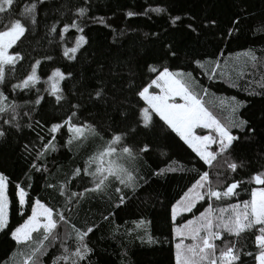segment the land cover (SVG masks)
Returning a JSON list of instances; mask_svg holds the SVG:
<instances>
[{"label": "trees", "instance_id": "obj_1", "mask_svg": "<svg viewBox=\"0 0 264 264\" xmlns=\"http://www.w3.org/2000/svg\"><path fill=\"white\" fill-rule=\"evenodd\" d=\"M31 2L17 0L7 13H0V29L19 18ZM79 7L87 8L85 16L78 17ZM157 8L163 11H153ZM129 11L135 15L127 16ZM176 16L180 20L173 24ZM36 19L37 24L9 50L22 59L5 67V80L0 83L5 103L16 105L15 120H11V109L0 113V130L5 132L0 136V173L8 177L11 201L8 226L0 230V264H31L29 257L43 238V229L34 232L30 241L20 243L11 232L27 219L36 199L52 208L57 220L56 239L44 241L40 264H69L60 257L75 250L73 225L80 230L93 228L85 238L92 251L80 264H176L178 237L172 232L171 205L200 174L207 171L220 191L240 182L235 195L212 198L217 213L220 208L250 201L253 189L264 187L253 179L255 174H264V0H44L37 2ZM73 20L83 33L69 28L61 37L59 29ZM53 23H57V32L50 33ZM79 35H84L87 43L74 59L65 57L64 49L74 47ZM248 51L255 53V64L247 61L244 54ZM36 60L41 61L37 66L39 81L28 89H13L31 72ZM217 64L213 75L211 69ZM149 65L158 71L167 66L170 71L191 73L192 90L222 123L230 117L228 106L242 102L232 118L248 123L243 129H231L239 139L213 165H205L155 113L148 127L134 123L140 119L139 109L145 107L135 93L158 75ZM56 68L66 74L60 81L61 101L48 91L47 78ZM97 90H102L99 98ZM38 97H42L40 104L35 103ZM69 116L74 124L93 126L95 133L71 143L73 134L67 125L51 133L52 124H63ZM5 120L11 122L5 124ZM133 127L136 131L131 133ZM126 132L123 144L133 148L134 158L119 163L133 173L134 187H124L110 178L103 191L87 192L78 203L75 199L69 203L71 193L93 187L91 177L83 172L89 158L114 134ZM53 135L55 150L48 149L38 158L37 151L43 150ZM145 144L149 150L141 152ZM108 159L116 157L106 158V162ZM34 161L40 171L32 167ZM230 163L237 164L235 171L228 167ZM90 167L95 170L94 164ZM77 168L82 171L73 177ZM62 184L66 186L64 195ZM17 185L28 193L23 208L15 196ZM118 187L121 193L115 191ZM121 194L125 196L123 204H119ZM207 207L206 201H198L191 213L177 216L176 224L197 217ZM59 212L64 213L65 221L59 220ZM259 227L239 236L224 233L216 243L219 248L224 247V241L228 246L234 243L240 253L237 264H257L255 236ZM145 232L154 243L147 242ZM62 245H67L69 253Z\"/></svg>", "mask_w": 264, "mask_h": 264}, {"label": "snow or ice", "instance_id": "obj_2", "mask_svg": "<svg viewBox=\"0 0 264 264\" xmlns=\"http://www.w3.org/2000/svg\"><path fill=\"white\" fill-rule=\"evenodd\" d=\"M17 0H0V13H7ZM37 2L43 3L44 0H32L30 4H26L19 18H15L9 21L8 24L3 25V30H0V83L5 80V65H14L16 61L21 60L22 57L19 53L15 55H9L8 49L25 36V33L37 24L36 9ZM153 11L162 12L163 9L157 8ZM78 17L85 16L87 8L79 7L76 9ZM131 17L135 13L129 11L126 14ZM180 20L179 16L172 18V23ZM99 22L103 23V18L99 19ZM3 21L0 19V24ZM59 23V21H57ZM57 23H53L49 29L50 33L57 32ZM212 23H215L214 21ZM235 23V22H234ZM69 28L76 29L78 32L83 33L84 29L80 27L76 20H73L71 24H64L59 29L61 37L65 32H68ZM261 30H264L262 28ZM87 43L84 35H79L76 38V44L74 47L65 48L63 55L69 59H74L75 54L82 44ZM171 51V48H169ZM175 55V53H172ZM247 61L255 64L257 57L254 52H245ZM51 59V57H47ZM41 63L40 60H36L31 65V72L19 83L13 85V89H28L35 86L40 77L37 75V66ZM197 64H200L197 61ZM203 66V65H200ZM219 65L211 69L213 75L216 72V68ZM149 69L152 73H156L158 69L149 65ZM67 76H71V73H67ZM66 78V74L60 69H54L47 78L49 83V94L56 97L57 101H61L64 97L60 88V81ZM159 89V92H150V88ZM193 82L191 73L185 74L181 71H170L169 67L163 66L159 69L158 75L151 82L143 86L135 94L145 102V107L139 109L140 119L135 120L134 123L142 124L144 127H148L153 121V113H155L160 120L164 122L192 151L199 157L205 165H212L213 161L217 160L219 155L225 154L233 146V142L239 139L238 136L232 134V128H240L248 123L244 119H233L239 107L243 106L242 102L229 105L230 117L227 123H222L218 120L206 107L199 96L192 90ZM96 97H101L102 90H97ZM179 97L183 103H176L175 98ZM6 97L4 93L0 91V113L6 112L11 109L13 116L11 120H15L16 105L6 104ZM42 97H38L35 101L36 104H40ZM235 101V98H232ZM27 115V114H26ZM75 116V113L72 114ZM72 116H69L67 120L61 123L51 125V133L55 134L63 126L67 125L68 131L72 133V137L69 139V143L73 139L80 140L87 133H95V128L87 124H74L72 123ZM10 120H5L4 123H10ZM19 128V125H15ZM210 129L214 134L208 135H196L194 129L196 128ZM136 128L130 129L131 133H134ZM249 132H254L252 128H248ZM129 133L114 134L98 153L94 154L85 163L83 172L85 175L90 176L92 179L93 187L85 188L84 192L71 193L69 197V203L73 199L78 203V198L90 191H103L106 185L109 183L110 178L119 181L120 185L124 187H134L133 173L125 168L120 159H133V148L123 144L125 136ZM5 132L0 130V136H4ZM43 140V137H40ZM55 136H52L47 143L43 144V150L37 151V157H41L46 154L48 149L55 150L53 141ZM217 145L216 151H212L211 146ZM118 146L119 151H118ZM27 150V146H25ZM149 146L145 144L141 152H147ZM116 157V159L106 158ZM107 163V166H105ZM95 165V170H91V165ZM32 167L36 171L41 169L36 166L35 161ZM228 167L233 171L236 170L237 164L230 163ZM81 169L77 168L73 172V177L80 175ZM253 179L258 184H264V174H255ZM239 181H234L229 184L223 191H220L218 187L214 186L209 180V173L207 171L200 174L199 179L180 197L175 203L171 205L170 216L173 222L172 232L174 237H178L179 241L175 244V258L176 264H237L240 261V253L236 250L235 244L228 246V242L224 241V247L219 248L216 241L221 240L224 233L230 235L239 236L245 230L252 229L255 225H260L259 234L255 236V243L259 248L258 254L255 256L257 264H264V188L253 189L252 197L250 201H244L243 204H231L227 208H220L218 213L212 208L211 200L215 198L220 200L222 197H230L235 195V189L239 186ZM49 187H52L49 185ZM66 186L60 185L61 195L65 194ZM117 193H121V188H116ZM15 196L18 205L23 208L28 203V193L23 187L16 186ZM125 196L121 194L119 196V204L124 203ZM198 201H206L208 207L203 212H200L198 217L187 220L184 224L177 225V216L183 213H191ZM117 204V207H119ZM11 201L8 195V177L3 173H0V230H4L8 226L9 207ZM225 213H228L225 216ZM60 221H65V215L63 212L58 213ZM108 217H104L107 219ZM145 223L140 221V224ZM139 227V224L137 225ZM75 232L76 247L74 251L69 253L67 245H62L64 252L69 253L62 255L60 259L69 262V264H80L88 258V254L92 249L88 247L85 242V238L88 233L93 231L92 227L86 228V230L76 229L72 226ZM57 228V220L54 219V211L52 208L47 207L39 199H36L31 204V215L27 217L23 224L16 227L11 236L17 243L27 242L32 239V234L43 229V238L38 242L37 247L32 249L29 260L31 264H40L39 255L42 250L44 241L56 239L55 230ZM145 237L148 243H154L153 237L145 232ZM144 239V237H141ZM188 239L191 243H185ZM218 253V254H217ZM247 255H252L247 253Z\"/></svg>", "mask_w": 264, "mask_h": 264}, {"label": "rangeland", "instance_id": "obj_3", "mask_svg": "<svg viewBox=\"0 0 264 264\" xmlns=\"http://www.w3.org/2000/svg\"><path fill=\"white\" fill-rule=\"evenodd\" d=\"M0 30H3V28L2 29H0ZM11 49V48H10ZM10 49H8V53H9V55H13L9 50ZM7 66H9V65H5V67H7ZM150 92H156V93H158L159 92V89H156L154 86H153V88H150V90H149ZM175 102L176 103H183V101L179 98V97H176L175 98ZM205 107V106H204ZM213 114V113H212ZM214 115V114H213ZM215 116V115H214ZM216 117V116H215ZM217 118V117H216ZM218 119V118H217ZM219 120V119H218ZM194 131H195V133H196V135H208V134H214L213 132H212V130H210V129H203V128H196V129H194ZM216 149H217V145H212L211 146V149L210 150H212V151H216ZM222 157V156H221ZM216 161V160H215ZM215 161H213L214 163H215ZM213 163V164H214ZM212 164V165H213ZM210 180V179H209ZM211 181V180H210ZM260 188H264V187H257V188H255V189H260ZM31 209V208H30ZM30 215H31V213H30ZM199 216V214L197 215V217ZM24 223V222H23ZM22 223V224H23ZM20 226V225H19ZM179 241V238H178V240H177V242ZM177 242H175V243H177ZM185 243H191V241L190 240H188V239H186L185 240Z\"/></svg>", "mask_w": 264, "mask_h": 264}]
</instances>
